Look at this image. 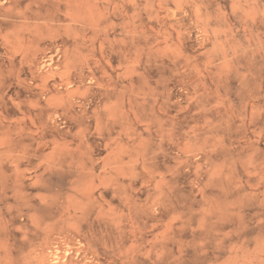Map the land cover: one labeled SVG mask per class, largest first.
Masks as SVG:
<instances>
[{"label": "rangeland", "instance_id": "1", "mask_svg": "<svg viewBox=\"0 0 264 264\" xmlns=\"http://www.w3.org/2000/svg\"><path fill=\"white\" fill-rule=\"evenodd\" d=\"M0 264H264V0H0Z\"/></svg>", "mask_w": 264, "mask_h": 264}]
</instances>
